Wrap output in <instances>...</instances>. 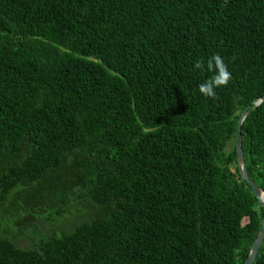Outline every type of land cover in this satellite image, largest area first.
<instances>
[{
  "label": "trees",
  "instance_id": "1",
  "mask_svg": "<svg viewBox=\"0 0 264 264\" xmlns=\"http://www.w3.org/2000/svg\"><path fill=\"white\" fill-rule=\"evenodd\" d=\"M220 54L232 73L199 92ZM264 0H0V215L88 217L0 264H244L264 207ZM232 145L231 150H228ZM254 264H264V240Z\"/></svg>",
  "mask_w": 264,
  "mask_h": 264
},
{
  "label": "rangeland",
  "instance_id": "2",
  "mask_svg": "<svg viewBox=\"0 0 264 264\" xmlns=\"http://www.w3.org/2000/svg\"><path fill=\"white\" fill-rule=\"evenodd\" d=\"M231 148L232 145L229 146L228 150ZM90 207V203L79 201L60 220H52L47 214L29 218L15 215L10 220H7L6 216L0 215V218L7 220L3 223V228L11 238H15L21 247H34L36 241L43 235L61 233L63 230L71 229L77 221L82 219L78 214H84L83 218L88 217Z\"/></svg>",
  "mask_w": 264,
  "mask_h": 264
},
{
  "label": "water",
  "instance_id": "3",
  "mask_svg": "<svg viewBox=\"0 0 264 264\" xmlns=\"http://www.w3.org/2000/svg\"><path fill=\"white\" fill-rule=\"evenodd\" d=\"M264 101V96H262L261 98H259L256 102H255V107L256 108L258 105H260L262 102ZM249 110V106H247L245 108V110L242 112V115L239 119V124H238V128H237V133H236V152H237V160H238V167H239V171L240 174L242 176L243 179H245L249 185L251 186L253 192L255 193V195L257 196V198L259 199L260 204L264 207V200H262L261 196L264 193V190L261 189L249 176L248 171H247V167H246V159H245V155H244V150H243V135H242V125L243 122L245 120V118L247 117V115L249 114L250 111ZM264 240V219L262 222V227L256 237V240L251 248L250 254L248 259L246 260V262L244 264H254L255 258L260 250L261 244Z\"/></svg>",
  "mask_w": 264,
  "mask_h": 264
},
{
  "label": "clouds",
  "instance_id": "4",
  "mask_svg": "<svg viewBox=\"0 0 264 264\" xmlns=\"http://www.w3.org/2000/svg\"><path fill=\"white\" fill-rule=\"evenodd\" d=\"M194 68L213 73L210 78L198 85L199 92L208 98H218L216 89L227 86L232 79V73L229 71L228 65L218 53L209 57L206 64L203 60L195 61Z\"/></svg>",
  "mask_w": 264,
  "mask_h": 264
},
{
  "label": "bare ground",
  "instance_id": "5",
  "mask_svg": "<svg viewBox=\"0 0 264 264\" xmlns=\"http://www.w3.org/2000/svg\"><path fill=\"white\" fill-rule=\"evenodd\" d=\"M261 198H262V200H264V193L262 194Z\"/></svg>",
  "mask_w": 264,
  "mask_h": 264
}]
</instances>
